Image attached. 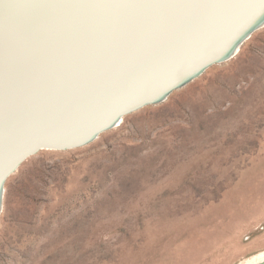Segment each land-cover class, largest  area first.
<instances>
[{"label":"rangeland","instance_id":"rangeland-1","mask_svg":"<svg viewBox=\"0 0 264 264\" xmlns=\"http://www.w3.org/2000/svg\"><path fill=\"white\" fill-rule=\"evenodd\" d=\"M5 188L0 264H244L264 254V28L95 142L28 157Z\"/></svg>","mask_w":264,"mask_h":264},{"label":"bare ground","instance_id":"bare-ground-1","mask_svg":"<svg viewBox=\"0 0 264 264\" xmlns=\"http://www.w3.org/2000/svg\"><path fill=\"white\" fill-rule=\"evenodd\" d=\"M263 28L264 0H0V180L39 145L86 146L166 102Z\"/></svg>","mask_w":264,"mask_h":264},{"label":"water","instance_id":"water-1","mask_svg":"<svg viewBox=\"0 0 264 264\" xmlns=\"http://www.w3.org/2000/svg\"><path fill=\"white\" fill-rule=\"evenodd\" d=\"M209 65V64H208ZM203 69L204 68H202V71H203ZM188 80L189 79H187V80H185L184 82H182V83H180V84H177L178 86H181V85H184L185 83H187L188 82ZM176 85V86H177ZM174 88V87H173ZM173 88H171V90L173 89ZM149 101H154V100H149ZM148 102V101H147ZM147 102H143V103H140L139 105H137V106H135V107H133V108H131V109H129V110H127L126 112H128V111H130V110H136V109H138V108H141V107H143L144 106V104H146ZM125 112V113H126ZM104 128V127H103ZM102 128V129H103ZM90 138H92V137H90ZM90 138H88V139H86V140H84L82 143H84V142H86V141H88ZM82 143H79V144H82ZM74 145H77L76 143L75 144H70V145H67V146H74ZM64 146H66V145H58V146H54V147H64ZM44 147H51V146H48V145H39L38 147H36V148H34L33 150H31V151H29V152H27L26 154H24L15 164H14V166L1 178V180H0V186H2V191L3 192H5L4 191V188H5V182H6V178L9 176V174L10 173H12V171H14L15 169H17L19 166H20V164L25 160V159H27L28 157H30V156H32V155H34V154H36L38 151H40L41 150V148H44ZM6 189V188H5ZM2 197H4V193L2 194Z\"/></svg>","mask_w":264,"mask_h":264}]
</instances>
